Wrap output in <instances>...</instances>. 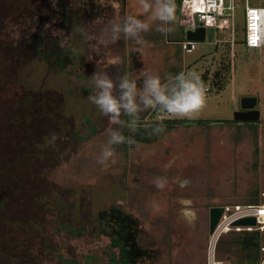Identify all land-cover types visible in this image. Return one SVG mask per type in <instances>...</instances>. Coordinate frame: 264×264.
<instances>
[{"label": "rangeland", "instance_id": "1", "mask_svg": "<svg viewBox=\"0 0 264 264\" xmlns=\"http://www.w3.org/2000/svg\"><path fill=\"white\" fill-rule=\"evenodd\" d=\"M65 1L68 16L43 24L62 30L59 36L66 38L71 60L59 67L33 59L20 71L21 82L51 94L52 110L56 109L51 130H32L34 139L47 141L48 152L56 151L31 181L29 190L39 199L30 196L22 204V211L35 222L29 232L17 233L23 254L29 260L38 257L37 264H108L118 248L112 247L111 226L97 214L116 206L131 216L137 228L139 255L133 264H211L213 260L237 264L239 252L236 247L230 249L226 235L216 238L211 251L215 235L210 232V208L245 205L255 198L263 201L264 46L249 48L244 42L246 1L236 0L233 28L218 30L214 42L195 41L191 50L183 45L187 30L182 32L178 16L171 34L163 35L155 26L143 34L142 54L123 35L100 50V56L120 58L119 64L103 69L114 81L128 74L139 86L142 69L162 78L195 71L201 77L207 75L205 84L210 88L198 116L172 118L197 123L163 129L150 143L113 145L115 155L105 164L98 159L109 140L107 130L124 135L137 129L131 130V118L126 115L121 116L122 125L110 124L88 99L94 91L91 77L98 69L94 61H88L95 53L84 33L103 37L109 21L122 22L137 11L135 0L127 6L123 0H99L105 18H91L87 5L81 8L76 0ZM249 4L264 5V0H249ZM244 96L258 98V121L234 120ZM152 111L140 113L136 125L143 115L144 121L161 124L159 112ZM157 177L167 178L163 189L155 186ZM183 180L187 185L181 186Z\"/></svg>", "mask_w": 264, "mask_h": 264}, {"label": "trees", "instance_id": "2", "mask_svg": "<svg viewBox=\"0 0 264 264\" xmlns=\"http://www.w3.org/2000/svg\"><path fill=\"white\" fill-rule=\"evenodd\" d=\"M43 1L0 0V264H37L38 257L34 255L33 260H29L23 254L24 244L17 233L29 232L35 224L22 211L25 207L22 204L30 196L39 199L29 190L31 181L37 178L36 171L42 163L50 161L56 151L50 148L48 152L47 141L39 142L32 136L35 127L49 131L55 125L56 109L52 110L51 94L24 85L20 79L21 68L33 59L62 67L72 58L70 48L60 46V36L53 34V26L37 22L36 16ZM175 3L176 15L179 16L181 0H175ZM201 78L205 83L207 75ZM144 117H140L135 133L124 132L126 138L131 137L135 141L124 143L125 146L134 147L141 142L156 140L162 133L154 134L157 126L168 131L182 123H197L188 119H165L159 124L158 121H144ZM147 127L150 129L143 133ZM58 139L56 143H59ZM62 144H57V147ZM260 203L262 201L255 198L249 204ZM97 218L111 226L108 234L113 236L112 247L118 248V253H112L108 264H133L139 255V245L137 228L131 216L112 206L98 213ZM225 235L230 239V249L236 247L239 252L237 264H259L263 260L259 230L234 229Z\"/></svg>", "mask_w": 264, "mask_h": 264}, {"label": "clouds", "instance_id": "3", "mask_svg": "<svg viewBox=\"0 0 264 264\" xmlns=\"http://www.w3.org/2000/svg\"><path fill=\"white\" fill-rule=\"evenodd\" d=\"M134 7L137 11L125 16L122 22L109 21L110 28L105 29L103 37L91 32L84 33V38L91 43L92 52L95 53L88 56V61H94L98 69L91 77L94 91L90 93L88 99L109 118V123L112 125H122V115L130 117L128 126L132 131H135L139 114L148 109L157 110L160 121L172 118H195L206 106L208 90L197 72H180L174 76L165 74L162 78L158 73L142 69L138 86L137 79L128 74L114 81L107 72L103 71L106 65L119 64L120 58L100 56V50L118 41L121 35L134 41L137 45L134 51L142 54L145 45L143 34L152 30L153 26L155 31L163 35H169L174 31L173 25L177 19L175 0H135ZM53 34L63 35L62 30H53ZM66 42L64 38L59 44L63 48ZM107 131L109 140L98 159L100 164H105L114 157L113 145L135 143L119 131L111 128ZM162 131L161 126L154 128V134ZM171 164L172 161L166 167H170ZM166 183V177H157L154 180L155 186L159 189H163ZM187 183V180L180 181L181 186Z\"/></svg>", "mask_w": 264, "mask_h": 264}, {"label": "built area", "instance_id": "4", "mask_svg": "<svg viewBox=\"0 0 264 264\" xmlns=\"http://www.w3.org/2000/svg\"><path fill=\"white\" fill-rule=\"evenodd\" d=\"M245 1L244 42L249 48H260L264 46V5H252L249 4V0ZM235 4L236 0H181V25L185 30H194L201 25L206 28L214 27L216 33L218 30L233 28L236 22L233 13ZM183 45L187 50H191L195 42L189 46L186 40ZM207 89L210 88L207 87ZM262 198L263 201L260 204H238L225 207L224 214L216 227L215 237L219 238L234 229L259 230L262 234L261 250L264 255V191ZM246 216H256L257 224L253 226L234 225L237 219ZM211 264H215V261L213 260ZM259 264H264V257Z\"/></svg>", "mask_w": 264, "mask_h": 264}, {"label": "water", "instance_id": "5", "mask_svg": "<svg viewBox=\"0 0 264 264\" xmlns=\"http://www.w3.org/2000/svg\"><path fill=\"white\" fill-rule=\"evenodd\" d=\"M186 40L191 46L192 42L205 41L214 42L216 40V29L214 27L206 28L199 26L196 29L186 31ZM258 98L256 96H244L241 99V108L234 113V120L237 121H258L260 119V110L256 108ZM225 206H213L210 208V232L215 233L216 227L223 216ZM257 224L256 216H246L237 219L234 225L237 226H253Z\"/></svg>", "mask_w": 264, "mask_h": 264}, {"label": "flooded vegetation", "instance_id": "6", "mask_svg": "<svg viewBox=\"0 0 264 264\" xmlns=\"http://www.w3.org/2000/svg\"><path fill=\"white\" fill-rule=\"evenodd\" d=\"M99 0H76L78 7H87L91 9V18L95 15L98 18H105V12L103 11L102 4L98 2ZM129 0H123L125 6H127ZM43 6L40 7V13H37L36 19L38 23H43L44 21L50 22L54 21L55 17L59 19L66 18L68 15V8L66 7L65 0H44L42 2ZM90 4V5H89ZM247 123H252L256 121H245Z\"/></svg>", "mask_w": 264, "mask_h": 264}, {"label": "bare ground", "instance_id": "7", "mask_svg": "<svg viewBox=\"0 0 264 264\" xmlns=\"http://www.w3.org/2000/svg\"><path fill=\"white\" fill-rule=\"evenodd\" d=\"M215 240H216V237H214V240H213V243H212V250L211 251H213V249H214Z\"/></svg>", "mask_w": 264, "mask_h": 264}, {"label": "crops", "instance_id": "8", "mask_svg": "<svg viewBox=\"0 0 264 264\" xmlns=\"http://www.w3.org/2000/svg\"><path fill=\"white\" fill-rule=\"evenodd\" d=\"M176 16H178V15H176ZM178 17H180V15H179ZM181 28L184 29V27H183L182 25H181ZM184 30H185V29H184ZM183 41H186V38H185Z\"/></svg>", "mask_w": 264, "mask_h": 264}]
</instances>
